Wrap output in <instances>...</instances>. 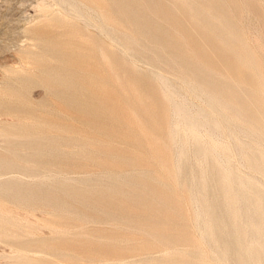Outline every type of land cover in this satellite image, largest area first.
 <instances>
[{"label": "rangeland", "instance_id": "obj_1", "mask_svg": "<svg viewBox=\"0 0 264 264\" xmlns=\"http://www.w3.org/2000/svg\"><path fill=\"white\" fill-rule=\"evenodd\" d=\"M190 82L234 135L195 143L171 113L207 106ZM262 144L264 0H0V264H260ZM212 202L229 212L216 226Z\"/></svg>", "mask_w": 264, "mask_h": 264}, {"label": "bare ground", "instance_id": "obj_2", "mask_svg": "<svg viewBox=\"0 0 264 264\" xmlns=\"http://www.w3.org/2000/svg\"><path fill=\"white\" fill-rule=\"evenodd\" d=\"M72 2H73V0H72ZM77 2V1H76ZM79 2H80V0H79ZM84 2V1H83ZM64 3V2H63ZM75 3V2H74ZM73 3V4H74ZM66 4V3H65ZM68 4V3H67ZM72 4V3H71ZM72 4V5H73ZM83 5V4H82ZM86 5V4H85ZM89 5V4H88ZM79 6V5H78ZM87 6V5H86ZM74 7H76L75 5H74ZM85 7V6H84ZM202 8V7H201ZM76 9V8H75ZM94 9V8H93ZM170 9V8H169ZM82 10V9H81ZM80 11V10H79ZM79 11H77L78 13H81V11L79 12ZM78 13H77V15H78ZM101 14V13H100ZM103 14V13H102ZM104 15V14H103ZM74 16H76V15H74ZM77 17V16H76ZM103 17V16H102ZM108 19V18H107ZM246 19V18H245ZM112 21V20H111ZM102 22V21H101ZM239 22V21H238ZM90 23V22H89ZM103 24H105V23H103ZM235 24V23H234ZM237 24V23H236ZM238 25V24H237ZM109 26V25H108ZM135 26H137V25H135ZM218 26V25H217ZM232 26V25H231ZM240 26V25H239ZM107 27V26H106ZM113 27V26H112ZM138 27V26H137ZM142 27H143V25H142ZM223 27V26H222ZM140 28V27H139ZM229 28V27H228ZM235 28H236V25H235ZM105 29V28H104ZM156 29V28H155ZM163 29V28H162ZM137 30H139L138 28H137ZM108 31V30H107ZM219 31V30H218ZM140 32V31H139ZM216 33V32H215ZM227 33V32H226ZM222 34V33H221ZM234 35V34H233ZM219 36H220V34H219ZM218 36V37H219ZM229 36V35H228ZM237 36V35H236ZM162 37H163V35H162ZM217 37V38H218ZM222 37V36H221ZM143 38V37H142ZM162 39V38H161ZM223 39V38H222ZM230 39V38H229ZM147 40V39H146ZM145 40V41H146ZM225 40V39H224ZM228 40V39H227ZM143 41V43H144V40H142ZM158 41V40H157ZM146 43V42H145ZM161 43V42H160ZM122 44V43H121ZM125 44H127V43H125ZM149 44V43H148ZM154 44V43H153ZM145 45V44H144ZM150 45V44H149ZM155 45V44H154ZM170 45V44H169ZM153 46V45H152ZM140 47V46H139ZM155 47H156V45H155ZM160 47V46H159ZM168 50H169V48H168ZM184 50V49H183ZM144 51V50H143ZM159 51V50H158ZM157 51V52H158ZM172 51H174V50H172ZM232 51V50H231ZM76 52V51H75ZM125 52H126V50H125ZM140 52V51H139ZM160 52H162V51H160ZM150 53V52H149ZM152 54V53H151ZM166 55V54H165ZM136 57V56H135ZM164 57V56H163ZM166 57H167V55H166ZM250 57V56H249ZM137 58H139V57H137ZM169 58V57H168ZM154 59V58H153ZM164 59V58H163ZM170 59H171V57H170ZM150 60H151V58H150ZM156 60V59H155ZM160 62V61H159ZM163 62V61H162ZM155 63V62H154ZM156 63H157V61H156ZM167 63V62H166ZM173 63H175L174 61H173ZM150 64H152V63H150ZM176 64V63H175ZM167 65V64H166ZM204 65V64H203ZM177 66H179V65H177ZM190 67V66H189ZM210 68H212V67H210ZM154 70V69H153ZM180 70V69H179ZM50 71H52V69L50 70ZM152 71V70H151ZM157 71V70H156ZM206 71V70H205ZM46 72V71H45ZM153 72V71H152ZM58 73V72H57ZM154 73V72H153ZM161 75H160V74ZM183 73V72H182ZM216 73V72H215ZM47 74V73H46ZM61 74V73H60ZM163 73H161V72H158V78L160 79L159 80V82H163L164 84H165V86L166 85H168V86H170V81H169V77H165L164 75H162ZM48 75V74H47ZM151 75V74H150ZM50 76V75H49ZM228 76V75H227ZM157 77V76H156ZM186 77V76H185ZM184 77V81H185V83H188L185 79L187 78H185ZM217 77V76H216ZM52 78H54V77H52ZM60 78H62V77H60ZM56 78H54V80H55ZM63 79V78H62ZM191 80V79H190ZM204 80V79H203ZM217 80V79H216ZM223 80V79H222ZM188 81H189V79H188ZM260 81V80H259ZM158 82V83H159ZM195 82V81H194ZM74 83V82H73ZM111 83H112V81H111ZM162 83V84H163ZM184 83V82H183ZM196 83V82H195ZM195 83H191L190 82V84H195ZM53 84H54V82H53ZM56 84V83H55ZM172 84V83H171ZM218 84V83H217ZM72 85V84H71ZM185 85V84H184ZM186 85H188V84H186ZM219 85V84H218ZM191 86V85H190ZM189 86V87H190ZM57 87V86H56ZM173 87H174V85H173ZM193 87H194V85H193ZM192 87V88H193ZM196 87V86H195ZM193 88L195 91H196V93H195V91H194V94H198L200 97H202L204 100H203V104H204V101L207 103V106L206 107H204L203 105V107L202 106H200L202 109L200 110V111H198V112H194L193 113V109H191L190 107H187V106H184V105H186V102H188V101H185V102H183L182 101V103H185L184 105H181L180 103V101H179V104L177 103V98L173 101L174 103H172L171 102V100H170V102L172 103H170L171 105H173L174 106V110L173 111H171V113L172 112H174L175 113V117H176V119H177V121L179 122V123H181L182 125H183V127H185V129L188 131L187 133H189L192 137H193V140L195 141V143H197V144H200V138H199V136H198V133H199V131H201L203 128H204V130H207V131H209L208 132V134L210 133V134H213V133H220V135H221V132L224 130V128L226 127V128H229L231 131H233V135H234V131L235 130H232L231 129V124H232V122H234L233 120H234V118L231 116V115H229V113H226L225 111H223L221 108H218V107H216V104L215 103H217V101L216 102H214V100H213V98L212 97H210V96H208V95H205L202 91L203 90H201L200 88ZM204 87V86H203ZM232 87V86H231ZM224 88V87H223ZM222 88V89H223ZM176 89V88H175ZM187 89V88H186ZM203 89V88H202ZM222 89H219V91L222 93L223 92V90ZM190 90V89H189ZM225 90V89H224ZM187 91V90H186ZM200 91V92H199ZM204 91H205V89H204ZM206 92V91H205ZM189 93H191L190 91H189ZM211 93V92H210ZM181 94V93H180ZM186 94V93H185ZM211 94H213V93H211ZM192 95H193V93H192ZM227 95V94H226ZM189 96H191V95H189ZM171 97V96H170ZM197 97V96H196ZM218 97V96H217ZM180 98V97H179ZM184 98V97H183ZM201 98V99H202ZM219 98V97H218ZM221 98V97H220ZM171 99V98H170ZM189 99H193V96L191 97V98H189ZM194 99H196L195 97H194ZM214 99H216V98H214ZM186 100H188V99H186ZM190 100V101H191ZM199 100V99H198ZM220 100V99H219ZM189 101V103H192V102H190ZM223 101V100H222ZM200 102V101H199ZM220 102V101H219ZM224 102V101H223ZM188 103V104H189ZM197 103H198V101H197ZM193 104V103H192ZM195 104V103H194ZM193 104V105H194ZM224 104H225V102H224ZM17 105H19V104H17ZM192 105V107H194ZM223 105V104H222ZM189 106V105H188ZM195 106H197L196 104H195ZM20 107V106H19ZM33 107H34V105H33ZM198 107V106H197ZM199 107V108H200ZM219 107H221V106H219ZM229 107V106H228ZM35 108V107H34ZM225 108V107H224ZM230 108V107H229ZM234 108V107H233ZM22 109V108H21ZM20 109V110H21ZM38 109V108H37ZM194 109H195V107H194ZM221 109V110H220ZM23 110V109H22ZM199 110V109H198ZM235 110V109H234ZM233 110V111H234ZM37 113V112H36ZM37 116V115H36ZM172 116V115H171ZM174 116V115H173ZM38 117V116H37ZM42 118V117H41ZM25 119V118H24ZM172 119V118H171ZM174 119V118H173ZM43 120V119H42ZM25 121V120H24ZM174 121V120H173ZM172 120H171V122H173ZM29 122V121H28ZM176 123V122H175ZM236 123V122H235ZM170 124H172V123H170ZM241 124V123H240ZM253 124V123H252ZM12 125V124H11ZM13 125H14V123H13ZM34 125V124H33ZM40 125V124H39ZM233 125V124H232ZM180 126V125H179ZM239 126V125H238ZM246 127V126H245ZM245 127L243 128V130H246V131H249L248 129H245ZM236 128H238V127H236ZM240 128H241V126H240ZM260 128V127H259ZM32 129V128H31ZM172 129H173V126H172ZM35 130H36V128H35ZM183 130V129H182ZM185 130V131H186ZM240 130V129H239ZM239 130H238V132H239ZM252 130V129H251ZM32 131V130H31ZM36 132V131H35ZM260 132V131H259ZM263 132V131H262ZM205 133V132H204ZM224 134L226 133V132H223ZM244 133V132H243ZM247 133V132H246ZM245 133V134H246ZM250 133V135H252V133L251 132H249ZM248 133V134H249ZM257 133V132H256ZM261 133V132H260ZM50 134V133H49ZM239 134V133H238ZM3 135H4V131H3ZM32 135V134H31ZM187 135V134H186ZM214 135V134H213ZM219 135V134H218ZM230 135H231V133H230ZM249 135V136H250ZM261 135H263L262 133H261ZM35 136H36V134H35ZM34 136V137H35ZM210 136H212V135H210ZM214 136H216V135H214ZM222 136H224V135H222ZM226 136H227V133H226ZM221 137V136H220ZM175 138V137H174ZM204 138V137H203ZM211 138V137H210ZM219 138V137H218ZM228 138V137H227ZM229 139V138H228ZM235 139V138H234ZM167 140V139H166ZM187 140V139H186ZM192 140V139H191ZM206 140V139H205ZM258 140H260V139H258ZM207 141V140H206ZM261 141V140H260ZM34 142V141H33ZM49 142V141H48ZM52 142V141H51ZM55 142V141H54ZM202 142V141H201ZM232 142H233V140H232ZM236 142V141H235ZM238 143V142H237ZM258 143V142H257ZM260 143V142H259ZM261 143H263V142H261ZM249 144V143H248ZM254 144V143H253ZM45 145V144H44ZM181 145H183V144H181ZM240 145V144H239ZM250 145V144H249ZM255 145V144H254ZM262 145H264V144H262ZM261 145V146H262ZM43 146V145H42ZM232 146H233V144H232ZM243 146H245V144L243 145ZM250 147V146H249ZM29 148V147H28ZM178 148V147H177ZM3 149V148H2ZM179 149V148H178ZM177 149V150H178ZM185 149V148H184ZM231 149H232V147H231ZM234 149V148H233ZM263 148H261V149H259L260 151L259 152H257V153H250L249 154V158H248V161H249V163H250V165H252V166H254V164H255V162H256V160H258V159H262L263 157H264V151L262 150ZM26 150H27V148H26ZM214 150H217V149H215L214 148ZM239 150H240V148H239ZM242 150V149H241ZM240 150V151H241ZM212 150H211V148L210 147H208V146H199L198 147V149H197V152L199 153V156L200 155H203V156H207L208 154H210V152H211ZM215 152V151H214ZM218 152V151H217ZM227 152V151H226ZM34 153H38V151H35ZM176 153H178V151L176 152ZM239 153V152H238ZM216 154H218V155H221L222 154V151H221V154H219V152L218 153H216ZM240 154V153H239ZM195 155V154H194ZM217 155V156H218ZM223 156H224V154H222ZM221 155V156H222ZM238 155V154H237ZM202 156V157H203ZM239 156V155H238ZM216 157V156H215ZM220 157V156H219ZM219 157H218V159H219ZM8 158V157H7ZM14 158V157H13ZM174 158H177V157H174ZM222 158V157H221ZM220 158V159H221ZM226 158V157H225ZM228 158V157H227ZM226 158V159H227ZM2 159H4L3 157H2ZM29 159V158H28ZM174 160V159H173ZM35 161H36V159H35ZM190 161H191V159H190ZM203 161H204V158H203ZM176 162V161H175ZM15 163V162H14ZM33 163V162H32ZM184 163V162H183ZM2 165H5V164H2ZM18 165H19V163H18ZM17 165V166H18ZM21 165V164H20ZM183 165H185V163L183 164ZM205 165V164H204ZM203 165V166H204ZM217 165V164H216ZM215 165V166H216ZM226 165V164H225ZM224 165V166H225ZM247 165H249V164H247ZM22 166V165H21ZM156 166V165H155ZM180 166V165H179ZM20 167V166H19ZM221 167V166H220ZM223 167V166H222ZM225 167H227V166H225ZM260 167L262 168V170L264 171V160H262V162H260ZM43 168V167H42ZM136 169V168H135ZM192 169V168H191ZM207 169V168H206ZM224 169V167L222 168V170ZM226 169H228V168H226ZM225 169V170H226ZM260 169V168H259ZM45 170H46V168H45ZM143 170V169H142ZM154 170V169H153ZM233 170V169H232ZM261 170V171H262ZM146 171H150V170H146ZM193 171V170H192ZM194 171H196V170H194ZM193 171V172H194ZM224 171V170H223ZM251 171V170H250ZM255 171V170H254ZM261 171H260V174H261ZM110 172V171H109ZM147 173V172H146ZM151 173V172H150ZM150 173H149V175H150ZM153 173V172H152ZM188 173V172H187ZM190 173V172H189ZM199 173V172H198ZM197 173V174H198ZM256 173H257V171H256ZM259 173V172H258ZM45 174V173H44ZM43 174V175H44ZM154 174H155V172H154ZM177 174V173H176ZM205 174V173H204ZM237 174H238V172H237ZM37 175V174H36ZM46 175V174H45ZM115 175H117V174H115ZM137 175V174H136ZM262 175V174H261ZM30 176V175H29ZM32 176V175H31ZM119 176V175H118ZM147 176V175H146ZM166 176V175H165ZM191 176H193V173H192V175ZM37 177V176H36ZM201 177V176H200ZM209 177V176H208ZM241 177H244V175L243 176H241ZM252 177V176H251ZM254 177V176H253ZM256 177V176H255ZM259 177V176H258ZM38 178H40V177H38ZM116 178V180H118L117 179V177H115ZM131 178V177H130ZM144 178V177H143ZM215 178V177H214ZM122 179V178H121ZM120 179V180H121ZM224 179H227V178H225L224 177ZM230 179H231V182L232 183H240L241 185H242V189L241 190H239V192H238V196L239 197H247V196H249V198H250V191H252L254 188H255V186H254V184H252L250 181H246V180H242L239 176H236V175H233V174H231L230 175ZM124 180V179H123ZM122 180V181H123ZM147 180H148V178H147ZM152 180V179H151ZM121 181V182H122ZM125 181V180H124ZM137 181V180H136ZM153 181V180H152ZM127 182V181H126ZM163 183V182H162ZM193 183H195V181L193 182ZM1 184V183H0ZM118 184V183H117ZM120 185H121V183H119ZM125 184V183H124ZM147 184V183H146ZM160 184H161V182H160ZM224 184V183H223ZM138 185V184H137ZM142 185V184H141ZM17 186V185H16ZM132 186V185H131ZM192 186H194V185H192ZM1 187V186H0ZM20 187V186H19ZM118 187V186H117ZM146 187V186H145ZM120 188H122V187H120ZM162 188V187H161ZM211 188V187H210ZM2 189H3V187H2ZM5 189V188H4ZM3 189V190H4ZM9 189V188H8ZM26 189V188H25ZM24 189V190H25ZM212 189V188H211ZM1 190V189H0ZM20 190H22V189H20ZM143 190V189H142ZM2 191V190H1ZM5 191V190H4ZM171 191V190H170ZM181 191V190H180ZM193 191H194V189H193ZM236 191V190H235ZM10 192V191H9ZM25 192V191H24ZM195 192V191H194ZM6 193V192H5ZM14 193H16L15 191H14ZM18 193V192H17ZM16 193V194H17ZM23 193V192H22ZM167 193V192H166ZM176 193V192H175ZM199 193V192H198ZM200 193H201V191H200ZM25 194H27V193H25ZM190 194H191V192H190ZM257 194V193H256ZM28 195V194H27ZM20 196V195H19ZM183 196V195H182ZM200 196V195H199ZM22 198H23V196H21ZM25 197V196H24ZM33 197V196H32ZM27 198H28V196H27ZM31 198V197H30ZM149 198H151V197H149ZM16 199V198H15ZM153 198H151V200H152ZM196 198H194V200H195ZM201 199V198H200ZM241 199V198H240ZM21 200H24V199H21ZM30 200H32V199H30ZM254 200V199H253ZM19 201V200H18ZM147 201V200H146ZM153 201H156V200H153ZM197 201H199V200H197ZM249 201V200H248ZM22 202V201H21ZM27 202H28V199H27ZM258 204H260V205H263V208H264V199H259L258 200V202H257ZM195 204H196V202H195ZM200 205V204H199ZM204 205V211H205V213L209 216V219H210V221H211V224H212V226H216V223L217 222H219V221H223V220H225V219H227L228 218V210H222L221 208H220V206L218 205V202H212V203H210V204H203ZM165 206V205H164ZM196 206H198V204L196 205ZM60 207V206H59ZM168 208V207H167ZM198 208V207H197ZM201 208V207H200ZM169 210H171L170 208H168ZM196 209V208H195ZM202 209V208H201ZM193 210V209H192ZM197 210H200L199 208L197 209ZM168 211V210H167ZM202 211V210H201ZM200 211V212H201ZM237 211V213H246V211H247V207L246 208H242V209H237V210H232V213L234 212H236ZM199 212V213H200ZM230 212H231V209H230ZM198 213V211L197 212H195V215ZM202 213V212H201ZM200 213V214H201ZM110 215V214H109ZM198 215V214H197ZM204 215V214H203ZM112 216H114V215H112ZM179 216V215H178ZM176 217H177V214H176ZM196 217V216H195ZM204 217V216H203ZM206 217V216H205ZM115 218V217H114ZM135 218V217H134ZM197 218V217H196ZM117 219V218H116ZM1 221H2V219H0ZM117 220H119V219H117ZM3 222H4V220H3ZM9 222V221H8ZM2 223V222H1ZM8 224V223H7ZM6 224V225H7ZM202 225H203V223H202ZM1 227H3L4 228V225H1ZM204 227V226H203ZM6 228V227H5ZM203 230H204V228H203ZM248 232V231H247ZM257 232V231H256ZM1 233V232H0ZM228 235L229 236H234L235 234L233 233H228ZM246 235V234H245ZM249 235V234H248ZM251 235V234H250ZM261 235V234H260ZM247 236V235H246ZM1 237V236H0ZM205 237V236H204ZM248 237V236H247ZM262 237V236H261ZM242 240V239H241ZM246 241H248V240H246ZM262 241V240H261ZM25 241H23V243H24ZM28 241H26L25 243H27ZM33 242V241H32ZM37 242V241H36ZM159 242V241H158ZM224 242H226V244H228V250L231 252V253H233V255L234 256H237V259L239 260V258H238V256L240 255V253L242 252V251H247L248 250V247L247 246H243L242 248L240 247V246H238L237 245V242H235V241H231V243H230V240H228V241H224ZM18 241H17V246H18ZM30 243V242H29ZM39 243H41V242H39ZM247 243V242H246ZM246 243H245V245H246ZM214 244V243H213ZM257 244V243H256ZM20 246H21V244H19ZM33 245V244H32ZM31 245V246H32ZM34 245H36V244H34ZM38 246V245H37ZM23 247V246H22ZM27 248H28V246H27ZM195 248V247H194ZM199 248V247H198ZM207 248V247H206ZM168 249V248H167ZM200 249V248H199ZM28 250V249H27ZM260 251H262L263 253H264V240H263V242L261 243V245H260V249H259ZM26 251V250H25ZM173 251H174V249H173ZM192 251H193V248H192ZM195 251V250H194ZM250 251V250H249ZM23 252V251H22ZM22 252H21V254H22ZM190 252H191V250H190ZM196 252V251H195ZM204 252V251H203ZM209 253V252H208ZM191 254V253H190ZM19 256V255H18ZM24 256V255H23ZM22 255L20 256V257H23ZM242 256V255H241ZM26 257V256H25ZM189 257H192V256H189ZM199 257V256H198ZM203 257V256H202ZM208 257V256H207ZM252 258H257L258 260H259V263L260 264H264V261H262V260H264V256L263 257H260V256H251ZM24 258V257H23ZM160 258V257H159ZM26 259V258H25ZM29 260H30V258H28ZM185 259V258H184ZM204 259V258H203ZM27 260V259H26ZM28 260V261H29ZM193 260H195V259H193ZM199 260V259H198ZM197 260V261H198ZM202 260V259H201ZM201 260H199V261H201ZM31 261H32V259H31ZM30 261V262H31ZM59 261V260H58ZM203 261V260H202ZM24 262V261H23ZM38 262V261H37ZM161 262V261H160ZM19 264V263H18ZM21 264H23V263H21ZM26 264H27V261H26Z\"/></svg>", "mask_w": 264, "mask_h": 264}]
</instances>
